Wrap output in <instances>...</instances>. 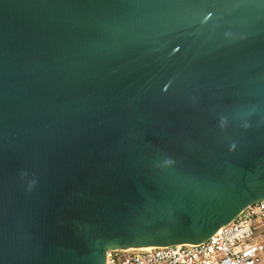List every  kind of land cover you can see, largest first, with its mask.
Here are the masks:
<instances>
[{"label": "water", "instance_id": "water-1", "mask_svg": "<svg viewBox=\"0 0 264 264\" xmlns=\"http://www.w3.org/2000/svg\"><path fill=\"white\" fill-rule=\"evenodd\" d=\"M261 199L264 0H0V264L199 244Z\"/></svg>", "mask_w": 264, "mask_h": 264}, {"label": "built area", "instance_id": "built-area-1", "mask_svg": "<svg viewBox=\"0 0 264 264\" xmlns=\"http://www.w3.org/2000/svg\"><path fill=\"white\" fill-rule=\"evenodd\" d=\"M104 264H264V199L199 244L111 249Z\"/></svg>", "mask_w": 264, "mask_h": 264}, {"label": "clouds", "instance_id": "clouds-1", "mask_svg": "<svg viewBox=\"0 0 264 264\" xmlns=\"http://www.w3.org/2000/svg\"><path fill=\"white\" fill-rule=\"evenodd\" d=\"M33 183H34V181H33ZM31 186H32V185L30 184L29 187H31Z\"/></svg>", "mask_w": 264, "mask_h": 264}, {"label": "bare ground", "instance_id": "bare-ground-1", "mask_svg": "<svg viewBox=\"0 0 264 264\" xmlns=\"http://www.w3.org/2000/svg\"><path fill=\"white\" fill-rule=\"evenodd\" d=\"M115 249H120V248H115ZM127 249H129V248H127Z\"/></svg>", "mask_w": 264, "mask_h": 264}]
</instances>
